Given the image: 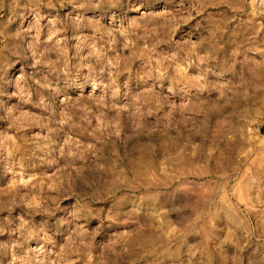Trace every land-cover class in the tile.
I'll use <instances>...</instances> for the list:
<instances>
[{
  "label": "rangeland",
  "instance_id": "374dc122",
  "mask_svg": "<svg viewBox=\"0 0 264 264\" xmlns=\"http://www.w3.org/2000/svg\"><path fill=\"white\" fill-rule=\"evenodd\" d=\"M0 264H264V0H0Z\"/></svg>",
  "mask_w": 264,
  "mask_h": 264
}]
</instances>
